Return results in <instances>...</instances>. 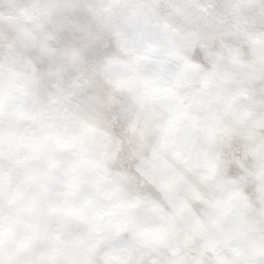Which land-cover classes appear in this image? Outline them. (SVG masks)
<instances>
[{"label": "snow or ice", "instance_id": "snow-or-ice-1", "mask_svg": "<svg viewBox=\"0 0 264 264\" xmlns=\"http://www.w3.org/2000/svg\"><path fill=\"white\" fill-rule=\"evenodd\" d=\"M0 264H264V0H0Z\"/></svg>", "mask_w": 264, "mask_h": 264}]
</instances>
